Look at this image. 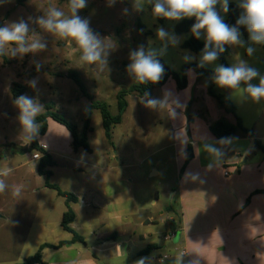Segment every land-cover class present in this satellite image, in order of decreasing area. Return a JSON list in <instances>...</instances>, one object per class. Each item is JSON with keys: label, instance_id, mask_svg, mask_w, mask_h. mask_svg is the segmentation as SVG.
I'll return each mask as SVG.
<instances>
[{"label": "rangeland", "instance_id": "obj_1", "mask_svg": "<svg viewBox=\"0 0 264 264\" xmlns=\"http://www.w3.org/2000/svg\"><path fill=\"white\" fill-rule=\"evenodd\" d=\"M222 2L216 7L225 20L227 13L222 11ZM232 2L237 3L238 0H229V3ZM52 7L63 11L66 16L71 14L69 0H28L23 5L17 4V0H0V26L23 18L29 24V40L38 38L47 45L45 50L35 53L0 56V180L6 185L4 193L0 192V200L4 201L0 206H5L0 219L8 218L4 229H0L1 264L20 263L25 257L34 255L42 244L58 245L72 238V234L62 228V218L57 210L65 199L54 190L44 187V176L37 173L34 176L30 172L37 169L42 155L29 149L30 145H27V152L24 149L29 141L18 121L14 86H22L20 95H26L42 106L37 117L50 105L53 112L82 133L85 109L91 103L105 104L113 117L119 114L118 94L136 82L127 72L131 52L141 47L146 52L154 51L156 58L164 60L174 71H179L188 63L200 64L203 53L184 47L188 34L175 33L176 25L182 20L154 17L150 4L145 3L143 11H138L135 0H115L114 3L109 0H87V6L79 10L78 14L89 22L92 31L105 43L107 54L104 57L106 63H83L74 41L69 47L67 40L45 31L35 22ZM140 24L143 28H140ZM160 27L176 37L175 45L168 40L158 39L156 33ZM242 39L245 42L243 47L225 45L230 50L227 63L232 66L243 60L260 71V67H264V62L259 61L264 56V44L253 43L249 35L245 37L242 34ZM200 40L205 43L203 32ZM249 46L254 49L251 55L246 51ZM185 56L191 59L186 61ZM37 65H40L39 69ZM217 65L219 62L215 61L204 67L214 71ZM72 73L78 75L85 93L72 80ZM33 80L36 81L34 87L31 86ZM151 98H161L159 89L153 92ZM148 99H141L136 93L126 95L127 107L121 122L113 127L111 140L105 136L100 111L92 109L91 131L88 134L91 152L79 149L74 153L71 145L72 153L69 156L63 152L55 156L56 165L51 169L53 176L49 179L50 183L81 191L97 185L100 190H97L98 187L93 190L114 198L113 202H109L110 206L103 210L77 209L78 233L86 244L96 242L97 238L91 232L97 225L96 233H117L119 240L152 232L160 248L156 253H170L168 247L173 241L164 238L165 226L158 222L164 217L176 223L182 222V214L176 204L170 212L162 208V204L170 200L169 191L177 184L174 161L177 154L170 145L175 132L165 103L149 108L146 106ZM185 113L192 116L189 106ZM56 136L57 133L52 130L51 137ZM25 153H29L28 156ZM36 153L40 158L31 162L30 156L32 159ZM82 161L99 165L104 170L90 173V168L83 165ZM152 165L160 168L159 176H151L154 173L150 172ZM98 172L99 182L92 183L91 175ZM125 186L131 188L130 192L126 190L125 194H120L119 190ZM17 189L19 194L14 195ZM33 190H37V193L33 194ZM152 199H157L158 203L153 205ZM144 206L146 211L142 215L139 209ZM112 214L127 216L132 224L125 227L121 225L122 218H104ZM151 216L158 222L144 226V223H149ZM57 250L43 249L42 260L53 259Z\"/></svg>", "mask_w": 264, "mask_h": 264}, {"label": "crops", "instance_id": "obj_2", "mask_svg": "<svg viewBox=\"0 0 264 264\" xmlns=\"http://www.w3.org/2000/svg\"><path fill=\"white\" fill-rule=\"evenodd\" d=\"M259 61L264 62V56ZM260 69L259 73L264 76V67ZM258 82V78L252 81ZM244 87L242 83L240 89L221 88L216 84L214 88L217 94L233 102L243 126L253 130L255 139L264 146V99L253 101L243 92ZM159 91L175 132L170 145L177 154L174 160L177 184L169 191L170 200L162 204V208L170 212L176 204L182 214L180 232L170 239L173 241L168 247L170 253H156L160 248L152 232L119 240L117 233H96L98 228L94 225L91 234L97 238L95 243L66 245L57 250L53 259L43 260L47 264H264V153L255 147L254 139L241 130L225 140H218L212 135L210 129L219 122L236 126L237 119L210 94L206 78L197 80L192 72H188V86L184 90H178L176 83L170 80ZM187 106L192 116L185 113ZM52 130L57 133L56 138L51 137ZM66 131L65 127L48 120L47 132L39 138L40 146H46L55 163V156L59 153L63 152L66 156L72 153L71 136ZM27 145L30 141L25 145L26 150ZM211 148L216 151H211ZM29 159L34 161L31 156ZM81 163L90 168V173L104 170L88 161ZM30 172L34 176L38 174L37 169ZM150 172H154L152 177L161 174L156 165L151 166ZM225 172L229 175L226 176ZM96 174L91 178L92 183L97 184L99 172ZM44 185L46 189H51L46 186V181ZM96 187L86 186L92 189L84 191L60 187L78 199L77 203L70 205L75 214L71 227L77 233V209L103 210L114 201L110 194L99 193L97 190L100 187L93 190ZM130 189L125 186L119 191L125 194ZM31 192L35 194L37 190ZM157 203V199H152L153 205ZM1 204L4 201L0 200ZM2 210H5L4 205L0 206V217L3 216ZM57 210L59 217L63 218L67 210L65 200ZM144 211L146 206L139 209L142 215ZM107 217L122 218L121 225L125 227L132 224L127 216L112 214L104 218ZM7 220L6 217L0 219L1 230ZM170 221V218L164 217L158 222L151 216L144 226L157 222L164 224L165 238L171 232Z\"/></svg>", "mask_w": 264, "mask_h": 264}, {"label": "clouds", "instance_id": "obj_3", "mask_svg": "<svg viewBox=\"0 0 264 264\" xmlns=\"http://www.w3.org/2000/svg\"><path fill=\"white\" fill-rule=\"evenodd\" d=\"M114 3L115 0H109ZM152 6V15L157 18L180 21L194 18L191 26L192 34L199 39L203 32L205 45L200 60V67L205 64H212L218 60V55L225 51V45H238L243 47L245 42L240 31L243 26L249 39L255 44H264V0H240L238 7L243 11L237 18L234 25L225 22L221 12L217 10V4L221 0H135L138 11H143L144 4ZM87 6V0H69L70 15L55 7L48 10L45 16L36 19V23L42 29L55 34L60 39L67 40L68 46L72 42L78 46L81 52L80 60L87 64L106 63V45L102 39L92 31L89 22L83 19L79 10ZM222 11H229V0H223ZM29 24L23 18L13 21L10 24L0 26V56L10 54L15 57L17 54H27L43 51L46 44L38 38L29 40ZM161 41L168 40L175 45L176 37L171 35L163 27L156 33ZM7 49V52H6ZM251 55L254 52L252 47L246 49ZM186 61L191 57L185 56ZM40 65H37L39 69ZM127 72L139 84L159 82L162 78L164 68L156 59L154 51L146 52L143 47L130 53V63L127 65ZM258 78V83L252 81ZM213 80L218 87L229 89H240L243 83L245 92L253 101L259 102L264 99V76L256 68L241 60L232 66L217 65L214 69ZM36 81H31L35 86ZM150 96V93L146 94ZM165 100L161 98H149L146 106L156 108L163 105ZM19 110L18 121L26 134V139L31 141L39 133V125L36 117L40 114L42 106L26 95H20L15 100ZM211 151L216 149L211 148ZM7 173L5 172L4 175ZM6 185L0 180V192H3ZM19 194V189L14 195Z\"/></svg>", "mask_w": 264, "mask_h": 264}, {"label": "trees", "instance_id": "obj_4", "mask_svg": "<svg viewBox=\"0 0 264 264\" xmlns=\"http://www.w3.org/2000/svg\"><path fill=\"white\" fill-rule=\"evenodd\" d=\"M26 1L28 0H17V4L23 5ZM239 3L240 0H238L237 3H233V2L229 3V11L227 12V17L225 19L226 23L230 25L235 24L237 18L240 16V14L243 11L240 7H238ZM194 22H195L194 18L191 19L187 18L182 20L176 25L175 33L178 35L188 34L189 38L185 41L184 47L193 52L199 53V52H203L205 43L202 42L200 38L197 39L192 34L191 26ZM140 28H143L141 24H140ZM240 31L245 37L249 35L247 30L243 26H241ZM224 47H225V51L219 53L217 61L219 62V65L229 66L227 63V57L230 53V50L228 46H224ZM156 59L159 60V62L163 65L164 68V72L161 80L155 84L151 82L145 84H139L135 82L134 84H132V86H130L128 90L120 91V93L117 96L118 107H119V114L117 116L114 117L111 116L105 104L93 102L85 109V119H84L82 133H79L77 131V128L72 124L68 123L61 115L53 112L52 106L50 105L46 107V111L41 116L36 118V122L39 125V133L38 135L35 136L34 139L30 141L29 149L38 151L42 155L41 159L38 161L37 172L39 175L44 176L46 178V186L56 191L60 197L65 199L67 210L63 214L61 226L65 231L72 234V238L70 241H62L58 245L42 244L39 250L34 255L25 258L22 262L17 264H47V262H44L42 260L41 252L43 249L45 248L60 249L66 245L74 244L77 242L85 243L84 238L71 227V224L75 220V214L71 209L70 205L71 203H77L78 199L72 193L64 191L58 185L51 184L49 182V179L52 176L51 168L54 167L56 163L53 157L49 155L47 151L43 149L39 144V138L45 135V133L47 132L48 120H52L67 129V131L71 136V144L73 147V151L75 153L79 149H83L84 151L89 153L91 152V149L88 143V134L91 131L90 122H91L92 109H98L100 111L102 116V125L105 136L108 140H111L113 127L121 122L122 114L124 113L127 107V103L125 100L126 95L136 93L138 97L141 99L151 98L155 90L162 88L170 80H173L176 83L178 90H184L188 86V72H192L197 80L206 78V80L209 82L210 94L217 100L218 104L226 112L233 114L237 119L236 126H228L223 122H219L210 129L212 135L218 140H225L232 137L237 132V130H241L249 138L254 139L255 147H257L264 153V146H262V144L257 139H255V134L253 130H249L243 126L241 119L237 115V108L233 104V102L230 99L225 98L224 96L219 95L215 92L213 70H210L206 67H200L198 63H188L183 65L179 71H174L169 66L166 65L164 60H162L161 58H156ZM71 78L74 81V83L80 88V90L83 93H85L83 83L79 79L78 75L76 73H72ZM22 89H23L22 86L16 84L13 88L14 97H18L22 93ZM148 93H150V96L146 95ZM86 96L88 95L86 94ZM189 158H191L190 154H189ZM169 228L172 233H178L180 232V223H176L175 220H172L169 222Z\"/></svg>", "mask_w": 264, "mask_h": 264}, {"label": "built area", "instance_id": "obj_5", "mask_svg": "<svg viewBox=\"0 0 264 264\" xmlns=\"http://www.w3.org/2000/svg\"><path fill=\"white\" fill-rule=\"evenodd\" d=\"M43 149H47L46 148V146H41ZM38 158H40V155L38 154V153H36V154H33V156H32V160H37ZM225 175L226 176H228L229 174L227 173V172H225ZM175 233H168L166 236H165V238L167 239V240H170V239H174L175 238Z\"/></svg>", "mask_w": 264, "mask_h": 264}, {"label": "water", "instance_id": "obj_6", "mask_svg": "<svg viewBox=\"0 0 264 264\" xmlns=\"http://www.w3.org/2000/svg\"><path fill=\"white\" fill-rule=\"evenodd\" d=\"M24 149H25V151H27L26 148H24Z\"/></svg>", "mask_w": 264, "mask_h": 264}]
</instances>
